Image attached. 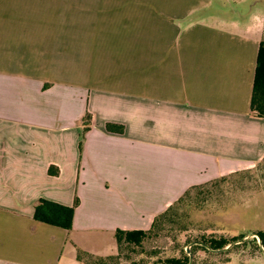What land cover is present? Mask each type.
I'll use <instances>...</instances> for the list:
<instances>
[{"label":"crops","instance_id":"crops-1","mask_svg":"<svg viewBox=\"0 0 264 264\" xmlns=\"http://www.w3.org/2000/svg\"><path fill=\"white\" fill-rule=\"evenodd\" d=\"M233 1L0 0V264H80L71 233L146 230L263 157L260 14ZM38 200L73 206L70 229Z\"/></svg>","mask_w":264,"mask_h":264},{"label":"rangeland","instance_id":"rangeland-1","mask_svg":"<svg viewBox=\"0 0 264 264\" xmlns=\"http://www.w3.org/2000/svg\"><path fill=\"white\" fill-rule=\"evenodd\" d=\"M216 1L214 7L218 8L221 4L226 6L222 8L225 14L234 5L233 0ZM250 2L248 6H251L252 1ZM253 4L255 11L260 14L261 35L264 38V0H254ZM260 163L258 161L240 163L236 170L221 174L224 181L219 182L214 191L205 197L200 207L197 210L188 209L185 226L189 230L187 233L189 238L214 234L227 240L242 237L238 243L244 242V245L235 249L228 250L229 244L220 251L226 254L197 253V260L206 259L214 264H264V247L261 243L258 244L255 236L259 234L264 239V164ZM253 239L257 247L254 246ZM176 240L179 241V238ZM69 241L76 244L82 252L92 251L98 255L110 251L114 253L113 236L71 233ZM175 243L170 238H161L156 245L145 247L147 254L135 255L132 260L137 262L143 259L149 262L172 255L174 254L172 246ZM189 247L190 245H186L183 250L188 253ZM153 251L156 252L153 253L154 256L150 253ZM120 264L125 263L121 261Z\"/></svg>","mask_w":264,"mask_h":264},{"label":"trees","instance_id":"trees-1","mask_svg":"<svg viewBox=\"0 0 264 264\" xmlns=\"http://www.w3.org/2000/svg\"><path fill=\"white\" fill-rule=\"evenodd\" d=\"M249 108L254 116L264 117V38L262 35L256 54ZM85 118L88 119L89 115L86 114ZM85 129L86 127L83 128V130ZM262 158L258 162L264 164V159ZM221 181H224V176L222 175L189 185L163 210L153 216L146 230H115L113 235L115 253L113 255L93 256L77 250L75 255L76 261L80 264H120L121 261L125 264H214L213 262H208L206 259L197 260L196 254H226L225 252L220 253V251H223L229 244L230 248L228 247V250L244 245V242L238 243L242 237L227 240L214 234H208L206 237L189 238L187 234L189 230L186 228L185 222L188 209L197 210L200 204L204 202L205 197L211 194ZM72 211L73 206H61L46 200H38L34 207V217L67 231L70 229ZM255 235L258 237L261 246L264 247V239L259 234ZM161 238H170L176 242L172 246L174 254L164 256L163 258H156L149 262L143 259L133 262L132 258L135 255L147 254L148 252H146L145 247L147 245H156ZM176 238H179V241ZM252 242L257 247L254 239ZM192 243L193 245H191ZM186 245H190L188 253L183 250ZM150 253L154 256L155 254L153 253L156 252Z\"/></svg>","mask_w":264,"mask_h":264},{"label":"water","instance_id":"water-1","mask_svg":"<svg viewBox=\"0 0 264 264\" xmlns=\"http://www.w3.org/2000/svg\"><path fill=\"white\" fill-rule=\"evenodd\" d=\"M256 236V235H255ZM257 238V240H258V244H260V241H259V239H258V237H256ZM187 252V251H186Z\"/></svg>","mask_w":264,"mask_h":264}]
</instances>
